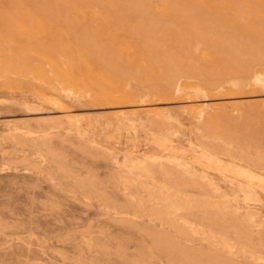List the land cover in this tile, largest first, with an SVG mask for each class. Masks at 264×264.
<instances>
[{"label": "rangeland", "instance_id": "rangeland-1", "mask_svg": "<svg viewBox=\"0 0 264 264\" xmlns=\"http://www.w3.org/2000/svg\"><path fill=\"white\" fill-rule=\"evenodd\" d=\"M0 264H264V0H0Z\"/></svg>", "mask_w": 264, "mask_h": 264}, {"label": "bare ground", "instance_id": "bare-ground-1", "mask_svg": "<svg viewBox=\"0 0 264 264\" xmlns=\"http://www.w3.org/2000/svg\"><path fill=\"white\" fill-rule=\"evenodd\" d=\"M165 9H166V8H165ZM233 41H234V40H233ZM256 77H257V76H256ZM256 77H255V79H256ZM257 79H258V78H257ZM258 80H259V79H258ZM258 80H257V81H258ZM257 81H255V82H257ZM260 82H261V81H260ZM97 86H98V85H97ZM199 115H200V114H199Z\"/></svg>", "mask_w": 264, "mask_h": 264}]
</instances>
